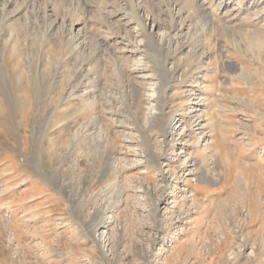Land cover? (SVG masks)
<instances>
[{"label": "rangeland", "instance_id": "rangeland-1", "mask_svg": "<svg viewBox=\"0 0 264 264\" xmlns=\"http://www.w3.org/2000/svg\"><path fill=\"white\" fill-rule=\"evenodd\" d=\"M255 10L0 0V264H264Z\"/></svg>", "mask_w": 264, "mask_h": 264}, {"label": "bare ground", "instance_id": "bare-ground-1", "mask_svg": "<svg viewBox=\"0 0 264 264\" xmlns=\"http://www.w3.org/2000/svg\"><path fill=\"white\" fill-rule=\"evenodd\" d=\"M251 2H254V0H251ZM217 3H218V5L219 4H221L222 3V0H217ZM258 5V4H257ZM220 7V6H219ZM256 7V6H255ZM258 9V8H257ZM218 10V9H217ZM264 11V10H263ZM263 11H261V10H259L258 12L255 10V12H257V15L259 14V15H261L260 16V18H262V17H264V12ZM108 14V13H107ZM114 14V13H113ZM253 14H255V13H253ZM253 17V16H252ZM250 18V17H249ZM187 46V45H186ZM164 84V83H163ZM159 94V93H158ZM162 116V115H161ZM168 118V117H167ZM157 119H159L160 121H159V123L158 124H162V129H166L167 127H168V119H166V117L165 118H163V117H157ZM168 129V128H167ZM161 158V157H160ZM163 158V157H162ZM164 159V158H163ZM233 175V174H232ZM231 175V176H232ZM245 176V175H244ZM237 177H239V175L237 176ZM247 177V176H246ZM234 179H235V177H234ZM233 179V180H234ZM249 179V178H248ZM227 180V179H226ZM234 181H237V180H234ZM240 181V180H239ZM238 181V182H239ZM230 182V181H229ZM247 182V181H246ZM227 184V183H226ZM235 184H238V183H235Z\"/></svg>", "mask_w": 264, "mask_h": 264}]
</instances>
